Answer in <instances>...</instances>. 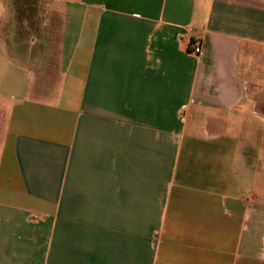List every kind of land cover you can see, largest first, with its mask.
I'll list each match as a JSON object with an SVG mask.
<instances>
[{
    "label": "crops",
    "instance_id": "crops-1",
    "mask_svg": "<svg viewBox=\"0 0 264 264\" xmlns=\"http://www.w3.org/2000/svg\"><path fill=\"white\" fill-rule=\"evenodd\" d=\"M47 1L5 48L0 264H264V0Z\"/></svg>",
    "mask_w": 264,
    "mask_h": 264
},
{
    "label": "rangeland",
    "instance_id": "rangeland-1",
    "mask_svg": "<svg viewBox=\"0 0 264 264\" xmlns=\"http://www.w3.org/2000/svg\"><path fill=\"white\" fill-rule=\"evenodd\" d=\"M18 2L19 0H0V92L2 90L4 91L0 93V111L1 109L7 108L10 102L12 101V97H11L12 93H10L11 88L6 87V83L3 82V79L1 77L2 73H10V70L8 67L9 60L7 62V60L5 59L6 55L8 54L6 49L8 48V51L10 50V53L13 52V54H17L18 50H20V47L16 44V42L12 44V41L10 40H14V38L16 41L18 38L26 40V48L28 46L26 50L29 53L33 51L34 49L33 46L36 45L35 44L36 35L34 31L29 29L28 24L27 25L25 24L23 16L21 17L17 15L18 13L17 9L19 8V5H20ZM47 2L51 3L47 0L45 1L43 0V4H47ZM9 7H11L12 11L15 8L14 13H10ZM8 43L10 44V46L8 45ZM257 48L262 50L261 47H257ZM2 49L4 51H2ZM262 53H264V50H262ZM253 58H254L253 56L245 53L243 50V52L241 53V57H240L241 73H244V72L247 73L251 82H254L255 84H258V83L263 84L262 83L263 80L259 76L260 74L259 71L254 70V69H257V68L264 69V62H258V61L253 62L254 61L252 60ZM248 67L251 68L249 72L247 71Z\"/></svg>",
    "mask_w": 264,
    "mask_h": 264
},
{
    "label": "built area",
    "instance_id": "built-area-1",
    "mask_svg": "<svg viewBox=\"0 0 264 264\" xmlns=\"http://www.w3.org/2000/svg\"><path fill=\"white\" fill-rule=\"evenodd\" d=\"M191 51L192 53L199 55L202 52V43L200 41L193 43Z\"/></svg>",
    "mask_w": 264,
    "mask_h": 264
}]
</instances>
